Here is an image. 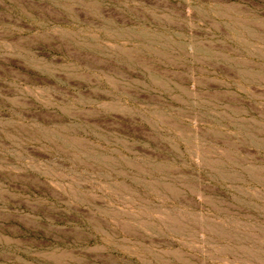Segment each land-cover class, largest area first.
<instances>
[{
    "label": "rangeland",
    "instance_id": "1",
    "mask_svg": "<svg viewBox=\"0 0 264 264\" xmlns=\"http://www.w3.org/2000/svg\"><path fill=\"white\" fill-rule=\"evenodd\" d=\"M0 264H264V0H0Z\"/></svg>",
    "mask_w": 264,
    "mask_h": 264
}]
</instances>
